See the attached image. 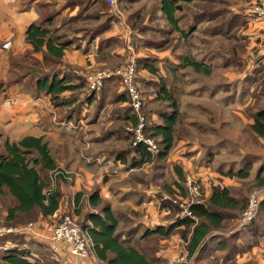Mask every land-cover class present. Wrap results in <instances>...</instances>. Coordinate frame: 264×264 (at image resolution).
<instances>
[{"label": "rangeland", "instance_id": "374dc122", "mask_svg": "<svg viewBox=\"0 0 264 264\" xmlns=\"http://www.w3.org/2000/svg\"><path fill=\"white\" fill-rule=\"evenodd\" d=\"M180 5L182 10L176 14L177 25L187 34L186 37L173 29L161 15L159 0H117L115 7H111L107 0H37L35 10L39 23L48 16L53 17L51 32L60 37L61 41L70 38L76 40L73 35L77 32L84 35L83 40H77L66 50L71 58L62 65L69 73L81 72L80 76L85 79L86 75L97 71L111 72L129 61L146 59L147 63L159 69L155 75L145 70L137 75V86L147 110H158L166 104L155 99L159 93L158 81L165 83L176 103L178 123L173 147L166 159L158 161L154 156L145 166L132 171L126 169V166H123L122 171L118 170V165L114 162L116 171H113L118 174L108 179L119 196L116 199L119 200L121 209L117 208L112 212L118 219L116 234L119 239L128 238L125 245L136 249L147 261L169 264L157 257L159 251L163 250L161 239L165 237L142 236L149 228L148 223H153L151 216L159 218L161 197L170 196L165 187L172 186L177 180L175 167L184 170L188 166L187 171L194 175H197L196 172H205L211 181L218 180L229 171L241 170L245 159L251 162L248 174L250 178L243 181L244 184L240 186L241 194L236 196L237 207L231 211L235 218L228 221L229 227L226 230L215 233V241L233 234L231 239L223 240L228 248L221 250L216 244H212L211 250L194 253L184 264H264V238L259 237L264 234V209H258L252 225L240 227L238 223L241 212L239 207L245 205L249 194L258 192L254 188L252 177L258 170L260 159L264 158V142H260L250 132L246 123L252 120V115L257 110L264 109V81L259 87L261 77L257 76L254 85L251 87L250 84L248 88L253 63L257 60L252 56L263 41L261 35H258L261 34L258 26L260 20L250 17L248 7L238 0H190ZM94 34L95 37L91 39ZM184 58L202 63L209 74L195 72L191 67L185 66ZM13 61L17 62V66L13 67L9 77L12 82L22 76L32 85L35 77L56 69L40 63V60L30 59L28 55ZM260 65L259 62L256 67ZM260 73L263 72L259 71ZM77 84H81L80 81ZM85 90L72 94L83 102L76 103L66 111V114H72L77 119L76 124L73 122L74 129L71 125L59 124L63 127L59 128L68 132V136L65 143L56 142L51 148L53 158L59 165L58 170L64 173L71 171L78 160L85 171H94V167L83 165L79 158L80 152L89 155L100 151L103 155L104 151V159L112 163L115 154L104 149L107 148L110 152L116 143L111 137L102 139L106 135L104 130L108 127L115 129L126 120V114L117 111L128 106V102L122 106L115 101L120 90L117 84L96 93L91 102L86 101L85 95L89 91ZM261 91L263 97L260 95ZM65 95L68 101L74 99L71 94ZM83 129H86V133L93 130V134H98L103 141H89L93 137L91 133L83 137L88 142L78 143L83 136ZM0 143L2 145L3 138ZM125 144L128 143L125 141ZM71 155H74V160H71ZM90 157L93 155L87 158ZM217 170L222 171L221 176L213 174ZM127 172L128 175L123 176ZM41 176L44 178V173ZM54 178L56 176L52 175L51 186L55 188L58 186ZM197 178L200 180V177ZM67 181L66 198L71 193V182ZM150 187L156 192L147 196L143 194L142 191L149 190ZM119 188L122 190H118ZM96 189L97 187L93 188L91 192ZM90 193L83 195L80 207L76 204H69V207L66 203L55 219H49L50 226L64 215L73 217L79 226L89 225L85 221L86 214L90 211L99 212L104 206L101 203L96 209H91L85 203ZM110 198L115 204L114 197ZM4 203L9 205L10 200L7 196L0 195V204ZM170 213L175 214L172 211ZM173 216H170V220L174 221ZM182 235V230H176L171 236L180 238ZM171 236L166 239L170 240ZM29 239L31 237L26 238ZM40 246L34 241L28 246L30 251L38 253L37 264H79L78 261L67 259L65 255H60L59 258L52 249ZM0 253L4 254L3 251ZM93 258L90 255L89 264H104Z\"/></svg>", "mask_w": 264, "mask_h": 264}, {"label": "trees", "instance_id": "16d2710c", "mask_svg": "<svg viewBox=\"0 0 264 264\" xmlns=\"http://www.w3.org/2000/svg\"><path fill=\"white\" fill-rule=\"evenodd\" d=\"M184 1L190 0H159V3L161 15L167 23L179 32L181 36L186 37L187 34L179 29L177 25L178 19L176 17V14L182 10L180 4ZM105 3L107 2L105 1ZM52 24L53 17L48 16L40 23H31L27 26L24 32L25 43L31 47V51L27 55L30 59L34 58L40 60V63L47 64L49 67L51 65L52 68H56L54 70L50 69L51 71H46L44 74L35 77L36 79L33 82V87L37 93L49 96L53 106L64 107L68 110L70 107L72 108V104L83 102V100L78 101L72 94L78 93L81 89H86L85 91L88 89L84 77L82 78L77 71H71V73H69L62 67V60L69 46L74 45L77 40H83L85 37L80 33L77 34V32L73 35L76 40L70 38L61 41L60 37L55 36L54 33L51 32L50 26ZM94 37L95 34L92 35L91 39ZM78 46L79 45H77V47ZM35 55L38 57H34ZM129 62L114 68L111 72L126 67ZM184 62L185 66L191 67L195 72L205 75L209 74V70L200 62L192 59L190 60L189 58H184ZM12 66H17V62L13 61ZM144 70L155 75L159 69L147 63L146 59H136L134 61V87L141 98L142 105L140 110L145 117L143 134L145 137L151 138L156 142L159 147V152L155 157L158 161H161L168 156L173 147L174 134L176 131L175 127L178 123L179 112L174 98L168 92L163 81L157 82L159 83V93L156 95L155 99L166 104L158 110H147L146 102H143L140 90L137 86V75ZM22 79L24 78L20 76L15 82ZM79 81L81 84L76 83ZM115 84L120 88L119 94L115 96V101L120 102L122 106L128 102V106L121 107V109L117 110L126 114V120L124 124H121L115 129L114 127H108L104 130V134H106L105 137L109 135L115 136L116 138L122 137L121 139L128 143L120 151L116 152L115 155L112 154L113 162L116 164L118 162L123 164L126 166V169H137L149 163L152 156L146 151L145 146L142 144L136 147L131 146L132 136L131 133L127 132L126 128L130 125L136 126L138 118L136 114L133 113L130 97L125 89L123 79L120 76H112L106 79L100 91H104L108 86L114 87ZM67 93L71 94V97H74V99L71 101L65 99L63 95ZM88 93L89 94H83H86V101L91 102L96 94L92 92ZM63 119L73 122L77 120L74 119L72 114L66 113L63 115ZM248 129H250V132L256 138L264 140V109L257 110L252 115V122L248 125ZM0 149H2V152H0V195L7 196L10 200L9 205L5 203L3 205L0 204V209L2 210V213H0V226L11 225L17 227L32 223L35 225L38 232L44 234L50 233L59 222L60 218L56 220L53 226H50L48 223L49 219H55L59 215L61 208L63 206L65 207L66 203H68L70 207V198L69 196L66 198L67 194L65 191L68 186V176L63 171L58 170L59 167L56 160L53 158L49 144L43 137H24L18 142L10 143L7 140L4 141ZM250 165L251 163L248 162L245 165L246 167H242V169L236 173V176L238 178H246L250 170ZM55 171H59L60 173L56 175L58 187L52 188L51 178ZM41 173H44V178L41 176ZM174 173L177 180L174 181L173 184L180 193H183L182 170L175 167ZM253 181L254 188H264V164L258 168ZM165 190L170 195L174 194V191H172L170 187H165ZM212 192L207 204L191 207L197 219L196 223L191 219L174 220L167 226H156L146 231L144 237L153 234L167 237L175 231V229L183 226L184 230L182 237L186 239L188 234L190 235L188 251L189 256L193 255L201 248L200 246L203 240L211 233V228L219 227L220 221L224 218L222 214L217 212L214 206L222 207L226 201H229L234 209L237 207V201L229 197V192L226 188H216L213 189ZM83 195V191L76 194L74 204H76L77 207H80V204H82ZM85 203L89 205L91 209H96L101 203L104 205L99 212H88L85 221L89 225L80 226L91 240L93 245L92 251L97 259L101 260L104 264H154L147 261L136 249L119 241L118 234H116L117 221L112 215L109 204L102 201V197H100L99 194V185L96 190L88 195ZM246 204L247 201L245 205L240 206L238 210H242ZM159 207L161 209H168L175 214L177 211L170 202H160ZM260 209H264V200H261L259 203V210ZM78 210L79 208L77 209V214ZM249 225L252 224L250 223ZM27 237H31V239L26 240ZM27 237L24 234H20L0 239V249L4 252L3 261L5 263L37 264L38 253H34L30 250H23L21 246L24 245L28 247L31 241L38 243L39 246H48L37 238L32 236ZM55 255L60 258V255L56 253ZM66 258L68 259V257Z\"/></svg>", "mask_w": 264, "mask_h": 264}, {"label": "crops", "instance_id": "0c3cea01", "mask_svg": "<svg viewBox=\"0 0 264 264\" xmlns=\"http://www.w3.org/2000/svg\"><path fill=\"white\" fill-rule=\"evenodd\" d=\"M36 2L37 0H32V1L31 0L29 1L28 0H0V140H2L3 138V143L6 140L12 143V142H18L24 137H43L44 140L49 144V148L51 150V148H53L52 145L56 144V142L58 143L66 142V136H68V132L66 133L64 129H60L59 127H62L60 125H64V124L71 125V128L74 129L73 121H65L63 119V115L66 113L67 110L64 107L53 106L50 101L49 96H45L44 94L37 93L33 87V84H34L33 82L31 83L32 85H30L28 81H25V79H22L16 82L15 81L12 82L9 80V77L11 76V73L13 70V66H12L13 59L25 56L29 54V52L31 51L30 45L25 43L24 32L29 24L38 23L37 22L38 16L36 15V10H35ZM238 2L239 3L242 2V5H246L248 7L247 0H243V1L238 0ZM258 26H260L259 30L261 31V34H258V35H261V38L263 40L262 44H264V21H258ZM6 41H10L11 46L6 50H2L1 45ZM262 44L260 45L258 44L259 47ZM259 47L256 48L255 54L254 56H252L254 59H257V60L253 63V70L251 74L252 76L249 77L250 82L248 84V88L250 84H251V87L254 85L253 82H256L257 76H259V78L261 77L259 80V83H260L259 87L263 85L264 56H260V57L256 56V52ZM34 57L37 58L38 56L35 55ZM69 57L71 58V56L67 55V51H66L65 56L62 60V64L65 63L66 60L69 59ZM259 62L261 63V65L259 67H256V64H258ZM62 67H64V65H62ZM259 71L263 73L259 74ZM79 75L82 76V73L79 72ZM260 95L261 97H263L262 91L260 92ZM63 97H66V95H63ZM73 105L75 104H72L71 106L73 107ZM92 122L93 121H91L90 124H92ZM251 122L252 120L246 123L247 125H250ZM82 131L84 133L78 143H80L81 141L83 143L88 142L87 139L86 140L83 139L84 135L91 134V133L93 134L94 132L93 130H91L89 133H86V129H83ZM90 136L91 135H89L88 138H90ZM92 136H93L91 137L92 139L89 140L92 142L93 141H98V142L103 141L102 139H106L110 137L114 138L116 146H113L110 152L108 151L109 149L107 148L104 149L108 153H111V154H115L116 152L120 151L122 148L126 146L125 141L123 139L118 138V137L116 138L115 136L109 135L104 138L102 137V139H100L99 138L100 136H98V134H95V133ZM259 140L260 142H264L263 139H259ZM104 143H106V141ZM0 147H1V143H0ZM80 150L82 151V149ZM104 154L105 152L103 151V155ZM90 155H93V157H90L91 159L87 158ZM101 155L102 154L100 153V151L89 154V155L87 154L84 155V152H80L79 158L81 161H83L82 162L83 165L87 167H94L93 172L90 171V169H87V171H85V169L82 168L83 166L80 165L81 162H79V160H78L77 165L73 166V169L71 171L65 172L68 176V180L71 182V186H69V189L71 191V193L69 194L70 205L72 206L74 205V198L77 193H79L80 191H83L85 193H90L93 188H96L99 185L100 197H102V201H105L109 204L111 212H113V210L117 208L121 209L119 207V204H120L119 200L117 201L116 199L119 196L116 194L115 189H113L112 187L113 183L111 184L110 179L108 178L111 176H115L114 174H118L115 172L116 165H118L117 166L118 170H121V171L124 165L119 162L116 165L114 162L112 163H110L109 161L106 162V159H104V156L103 155L101 156ZM71 157H72L71 160H74V155H71ZM153 157L154 156H152V158ZM75 159L77 160V158ZM244 161L245 162H242L241 167L245 166L248 162H250V161H246L245 159ZM263 164H264V158L260 159L258 168L262 166ZM208 167H209L208 168L209 170L210 165ZM201 169L202 168H200L199 171H201ZM132 170L133 169H130V171ZM187 170H188V166H185L184 170H182V173H185ZM112 171L113 173L111 175ZM238 171L237 170L229 171L228 173H224L225 176L220 177L218 180L212 179L211 181H209V179L206 177L205 172L201 174L200 172L199 173L196 172L197 175L196 174L195 175L197 177H200L202 184L204 186L203 204H207V201L209 200V198L211 197L213 193L212 192L213 189H216V188L218 189L226 188L229 192V197L237 201L236 196L241 194L240 186L244 184L243 183L244 180H247L250 178V176L249 177L247 176L246 178H238L236 176V173ZM78 172H81L82 174ZM220 172L222 173V171L217 170L213 174L221 176ZM127 175H128V172L124 173L123 176H127ZM253 178L254 177H252V180ZM207 181H209V183ZM250 182H251V179H250ZM137 187H140V185L137 184ZM169 187H171L172 191H174L173 195L179 192V190L176 189L174 184ZM148 189L149 190L144 189L142 191L143 194L145 193L146 196L147 194L151 195V193L153 194L154 192H156L155 189H153L152 187ZM118 190H122V189L119 188ZM257 193H259L260 201L264 200V188L258 189ZM173 195H170V196H173ZM110 196L114 197L116 205L114 204V201L110 198ZM120 200H123V199L121 198ZM214 207L217 210V212H219L220 214L224 216V218L220 221L219 227L211 228L212 229L211 233L203 240L200 246L201 248L196 253L200 251L202 253L204 252V250L205 252L209 251V249L211 250L213 246L212 244H216L218 249H221V250L228 248L224 244L223 240L231 239L230 236L233 234L224 236V238H221L222 240L220 241H215V238H216L215 233L221 232L222 230H226V228L229 227L228 221L235 218L234 213H232L231 211L235 209L231 206L229 201H226L222 207H219V206H214ZM158 210H159L158 211L159 218H155L151 216V218L153 219L152 220L153 223H151V221L148 223L150 225H149V228L146 229V231L151 230L156 226H167L173 222V220H170V216L172 217L173 215L170 213L168 209H161L159 207ZM113 217L115 218L118 224V219L114 215ZM173 218L175 220V215L173 216ZM176 230L183 231L184 227L180 226L177 229H175V231ZM146 231L144 233H146ZM230 232H232V230L229 231V233ZM172 233L169 236H171ZM153 235H156V234H153ZM216 235H219V234H216ZM142 237H144V235ZM161 237H165V236H161ZM167 237L161 239V244H162L161 248L163 250L159 251V254L157 257L160 258L161 260H165L166 262H169V264H173L172 257L176 256L179 250L178 240L180 238L182 239H185V238H183L182 236H180V238L171 236L169 240V239H166ZM189 237L190 235L188 234L186 239L188 238L189 240ZM259 237L264 238V234ZM126 240L128 241L129 239L126 237L125 238L122 237L121 240L119 239V241L123 243H127ZM3 257H4L3 254L0 253V262L7 264L3 261Z\"/></svg>", "mask_w": 264, "mask_h": 264}, {"label": "built area", "instance_id": "2783aa9c", "mask_svg": "<svg viewBox=\"0 0 264 264\" xmlns=\"http://www.w3.org/2000/svg\"><path fill=\"white\" fill-rule=\"evenodd\" d=\"M107 1L111 7L116 6L117 0ZM248 12L250 17L255 20L264 21V0H248ZM10 46L11 42L6 41L1 45V49L6 50ZM256 56H264V44L257 49ZM112 76H120L123 79L125 89L130 97L133 113H135L138 118L136 126L130 125L126 128L127 132L131 133L132 136L131 146L136 147L142 144L151 156H155L159 152L158 145L153 139L145 137L143 134L145 117L140 110L142 105L141 98L134 87L133 60L130 61L126 67L118 69L115 72L97 71L86 75L85 80L88 91L95 94L98 93L102 89L105 80ZM58 174L60 173L55 171L53 176L55 177ZM54 180L56 179L54 178ZM183 187V193L177 192V194L173 196L164 195L161 197L160 202H170L172 206L177 209L175 220L191 219L196 223L197 219L191 207L203 204L204 186L201 179L199 180L192 172L186 171L183 175ZM52 188H54V186H52ZM259 203V193L253 192L248 195L247 204L239 214L238 223L240 227H245L256 219ZM20 234H24L26 237L32 236L39 239L56 254L61 256L65 255L70 260L78 261L79 264H89L90 255L94 257V260L96 259V261L102 262L94 256L92 251L93 245L84 229H82L76 220L69 215L62 216L56 226L48 234L38 232L35 225L32 223L18 227L0 226V239ZM178 243L179 250L176 256L172 257V262L173 264L187 263V259L190 257L188 251L189 240L188 238H180ZM21 249L29 250V248L24 245L21 246Z\"/></svg>", "mask_w": 264, "mask_h": 264}]
</instances>
